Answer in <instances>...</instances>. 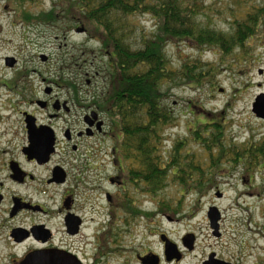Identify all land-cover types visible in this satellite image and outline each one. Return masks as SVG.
Listing matches in <instances>:
<instances>
[{"label": "flooded vegetation", "instance_id": "1", "mask_svg": "<svg viewBox=\"0 0 264 264\" xmlns=\"http://www.w3.org/2000/svg\"><path fill=\"white\" fill-rule=\"evenodd\" d=\"M1 10L18 12V0H0ZM2 31L0 24V264H23L36 252L69 254L80 264L183 263L196 251L193 233L176 240L150 229L153 245L132 242L142 220L154 226L172 209H162L161 191L148 194L152 184L117 152L113 123L97 93L42 73L35 80V70L29 75L9 53ZM108 141L111 150L104 151ZM221 219L217 232L209 221L216 243ZM213 248L201 264H235Z\"/></svg>", "mask_w": 264, "mask_h": 264}, {"label": "trees", "instance_id": "2", "mask_svg": "<svg viewBox=\"0 0 264 264\" xmlns=\"http://www.w3.org/2000/svg\"><path fill=\"white\" fill-rule=\"evenodd\" d=\"M38 1L18 0L24 19L36 24L64 22L67 31L81 26L102 45L106 63L100 73L108 87L96 101L109 113L121 158L152 184L148 194L165 189L170 181L183 194L202 198L216 188V177L228 168H244L251 176L264 170V136L243 145L228 142L225 113L212 120L196 118L185 141H176L169 153L164 146L166 129L176 122L164 105L166 93L181 86L211 84L217 70L202 61L185 62L176 70L167 48L188 43L217 52L223 60L234 57L236 62H247L252 40L264 36V0H230L224 12L228 31L213 24L207 0H55L48 13L34 15L27 6ZM138 16L149 17L155 29L133 43ZM190 141L200 153L184 149Z\"/></svg>", "mask_w": 264, "mask_h": 264}, {"label": "rangeland", "instance_id": "3", "mask_svg": "<svg viewBox=\"0 0 264 264\" xmlns=\"http://www.w3.org/2000/svg\"><path fill=\"white\" fill-rule=\"evenodd\" d=\"M55 0H39L27 6L34 15L48 13ZM210 5L209 16L217 28L228 31L229 17L224 14L230 0H207ZM18 4V12L0 11V24L4 39H10L9 53L18 55L20 69H28L29 75L35 70L44 74L50 81L63 82L67 87L72 85L91 86V90L100 97L107 89L105 74L100 73L106 59L102 56V45L87 34H78L75 28L67 31L64 22L55 24L39 23L24 19ZM135 30L131 41L137 43L142 35L151 34L155 27L149 17L138 16L134 19ZM14 25L16 27H14ZM17 46V47H14ZM251 58L247 62H236L233 58L223 60L214 51H201L188 43L169 46L167 56L176 70L185 62L202 61L217 68L212 83L198 87L181 86L172 88L166 93L164 105L175 116L172 128L166 129L165 150L172 151L176 141H185L194 129L195 119L200 121L218 118L221 113L227 116L228 142L243 145L251 138L264 136V120L253 114L252 107L258 96L264 94V36L251 42ZM238 53V52H236ZM46 56L48 62H41ZM22 66V68H21ZM48 72V73H46ZM41 80L35 83V89ZM111 142H107L104 151H110ZM187 151L200 153L199 146L190 141ZM202 155V154H201ZM168 156V155H167ZM203 157V156H202ZM204 159V157H203ZM217 178L216 188L207 196L200 198L195 193L183 194L181 188L168 181L167 187L160 192L163 212L148 226V219L142 220V227L133 228L131 237L136 246L152 244L148 231L172 233L176 240L185 234L193 233L197 237L196 251L181 264H201L208 255L209 246L214 247L224 260L235 264L264 263V170L254 171L251 176L244 168H228ZM158 195V193H155ZM217 195H221L218 197ZM145 197V207L154 205ZM215 207L221 215L222 239L218 243L212 237L208 216L209 209ZM175 211V212H174ZM171 217L175 223L167 222ZM144 225V226H143ZM126 242L130 238L126 236ZM139 248V247H137ZM141 252V248H140ZM120 259V261H122ZM114 264H123L115 262Z\"/></svg>", "mask_w": 264, "mask_h": 264}, {"label": "water", "instance_id": "4", "mask_svg": "<svg viewBox=\"0 0 264 264\" xmlns=\"http://www.w3.org/2000/svg\"><path fill=\"white\" fill-rule=\"evenodd\" d=\"M85 28L80 27L77 28L76 33L84 34ZM253 114L260 119L264 120V94L258 96L252 107ZM221 196V195H219ZM209 219L211 222V226L213 231L218 230L219 225V211L217 208L209 209ZM23 264H80L73 256L60 252H36L31 254L26 260H24Z\"/></svg>", "mask_w": 264, "mask_h": 264}]
</instances>
